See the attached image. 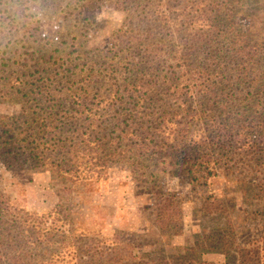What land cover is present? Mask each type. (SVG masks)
I'll return each mask as SVG.
<instances>
[{"label":"trees","instance_id":"16d2710c","mask_svg":"<svg viewBox=\"0 0 264 264\" xmlns=\"http://www.w3.org/2000/svg\"><path fill=\"white\" fill-rule=\"evenodd\" d=\"M149 1L147 10H128L106 62L87 58L88 83L72 92L78 105H37L27 128L17 131L15 120L0 130L6 169L87 182L107 179L111 165L122 161L134 173L178 167L191 183H207L222 170L242 166L214 156L231 149L235 159L247 156L244 164L264 174V18L256 13L242 32L236 20L248 0ZM92 91L106 99L107 111L87 105ZM113 96L131 98L132 105H112ZM219 109L227 111L219 116ZM185 140L192 145L178 154L174 143ZM5 207L0 194V264H31L42 246L45 253L55 250L46 228L44 235L25 226L31 214ZM57 210L49 216L58 217ZM30 230L32 241L22 244ZM258 252L250 249L248 260L260 259Z\"/></svg>","mask_w":264,"mask_h":264},{"label":"rangeland","instance_id":"374dc122","mask_svg":"<svg viewBox=\"0 0 264 264\" xmlns=\"http://www.w3.org/2000/svg\"><path fill=\"white\" fill-rule=\"evenodd\" d=\"M135 1L38 0L33 6L39 18L22 19L25 0H0V130H9L15 120L17 131L27 128L37 105H78L72 92L88 83L87 58L106 62L128 10L150 6L149 0ZM240 11L236 24L246 32L256 13L264 18V0H248ZM96 95L91 92L87 105L107 111L106 99ZM130 103L131 98L113 96L112 105ZM174 145L180 154L192 144ZM230 150L214 156L226 155L224 160L242 166L222 170L207 183H191L178 167L134 173L122 161L111 165L107 179L87 182L42 170H8L0 162V194L5 208L31 214L26 227L46 228L56 243L53 252L42 246L31 264H264V174L251 171L247 156L235 159ZM56 207L59 216H49ZM31 236L33 230L21 243ZM252 248L260 259L248 260Z\"/></svg>","mask_w":264,"mask_h":264},{"label":"clouds","instance_id":"9594fccd","mask_svg":"<svg viewBox=\"0 0 264 264\" xmlns=\"http://www.w3.org/2000/svg\"><path fill=\"white\" fill-rule=\"evenodd\" d=\"M38 0H25V3L22 8H19V14L21 15V18L28 17L31 14H36L37 18H39V13L37 12V9L33 6L36 4Z\"/></svg>","mask_w":264,"mask_h":264}]
</instances>
